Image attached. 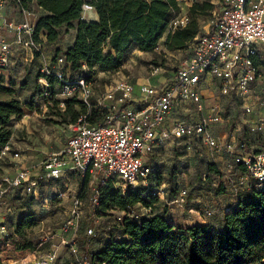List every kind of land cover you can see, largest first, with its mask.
I'll return each mask as SVG.
<instances>
[{
	"label": "rangeland",
	"instance_id": "obj_1",
	"mask_svg": "<svg viewBox=\"0 0 264 264\" xmlns=\"http://www.w3.org/2000/svg\"><path fill=\"white\" fill-rule=\"evenodd\" d=\"M203 1L208 4L205 13L192 16L189 14V7L183 4L184 0H180L182 10L179 14H189L190 20L194 18L197 33L200 34L214 28L223 7V0L200 2ZM12 48L14 50V47ZM57 50V46L48 45L38 50L11 51L13 56L11 55L8 65L0 69V100L16 99L23 108V115L13 117L8 124L11 137L6 145V155H0V176H12L17 168L38 165L47 154L61 151L71 134L69 125L72 123V114L66 107L60 87L57 84L53 87L47 86L40 71L46 67L57 68L55 58L61 54H57ZM184 56L183 52L166 50L161 41L152 52H131L128 61L118 72L95 73L91 100L103 104V93L119 79L129 80L135 86V92H139V85L143 83H149L156 91H160L162 85L172 78ZM151 64L159 67L157 73L151 74ZM60 67L69 77L82 75L79 71L68 69L65 64H60ZM256 91L255 94L260 95L257 97L264 96V83H258ZM202 95L204 105L216 106L223 118L222 122L213 127V133L219 141L222 140L227 124L232 125L240 120L252 122L256 115L263 113L262 109L255 108L254 114H247L240 101L221 96L216 84L205 87ZM134 96L135 94L132 97ZM184 107L185 110L174 111L175 117L186 121H194L199 117L200 111L195 105L187 104ZM74 108L79 109L78 106ZM104 110L107 114L116 113L107 107H104ZM244 125L246 124L242 126ZM245 136L248 137L249 147L257 151L264 150V133H251L248 130L237 133L239 139ZM14 152H17L18 156H13ZM152 154L153 168L158 172V179L155 181L161 183L160 186L168 197L160 199L151 207L135 205L132 210L136 217L132 215L131 209L125 211L126 216L131 218L140 219L158 214L180 226L211 224L217 228L222 215L230 210L239 194L246 190L250 183L255 182L241 173L229 156L200 143L196 137L173 138L172 135H167L163 145L156 147ZM208 163L215 164L219 173H208ZM95 185V179L73 168L70 158L65 156L62 176L57 180L42 179L38 185V190L43 198L47 197V202L43 199L40 202H32L28 195L21 191L2 195L0 222L5 223L6 231L0 233L1 263L33 264L40 255L54 252V264H86L81 261L78 247L73 251L63 244V240L73 239L76 246L80 240L89 249L97 250L102 246L101 243L112 237L120 239L118 224L125 215L117 209L106 213L97 211L92 201ZM220 186L224 187L225 193H216ZM182 190L187 192L184 201L173 202L174 198L180 197ZM76 199L80 200L76 227L63 230L62 227L68 220L70 208ZM29 214L36 220L34 226L25 228L22 237L16 236L13 233L15 222L19 217ZM88 228L93 230L91 235L86 233ZM25 240L32 242L35 250L20 260H15L14 242ZM257 264H264V259Z\"/></svg>",
	"mask_w": 264,
	"mask_h": 264
},
{
	"label": "built area",
	"instance_id": "obj_2",
	"mask_svg": "<svg viewBox=\"0 0 264 264\" xmlns=\"http://www.w3.org/2000/svg\"><path fill=\"white\" fill-rule=\"evenodd\" d=\"M9 1L0 0V17ZM12 1L25 15L22 22L9 25L17 34V43L24 48L38 50L39 44L31 38L35 22L27 18L31 13L22 6V0ZM88 10H93V6L83 4L82 19L83 13ZM188 21L189 17L181 14L171 20L170 26L173 29L181 28ZM185 50L184 60L160 91H156L149 83H143L139 85L140 98L136 99L132 97L135 86L127 79H119L103 93V104L91 100L93 81H87L84 77L69 79L64 74L60 67L64 58L59 56L54 75L61 83L60 92L66 98L77 97L87 112L69 125L71 134L61 151L47 154L36 166L16 169L12 176H0V197L21 187L37 202L41 199L47 202V197L43 198L38 185L42 179L49 181L60 178L64 157L68 156L73 168L96 180L92 201L97 209L101 185L112 182L121 191L129 187L149 186L152 153L156 147L163 145L167 135L173 138L196 137L200 143L229 156L234 165L242 164L246 177L257 182L264 181V150L257 151L249 147L247 136L237 138V133L246 130L264 133V96L257 97L260 95L255 94L258 83H264V0H223L221 14L214 28L196 34ZM11 51L10 43L0 39V68L8 65ZM150 69L151 74H155L159 67L151 64ZM40 71L44 75L51 74L48 67ZM214 84L221 96L240 101L247 114H254L255 108L263 110L252 122L240 120L232 125L227 124L221 141L215 137L212 126L222 122L223 118L216 106L204 105L202 95L205 87ZM187 104L195 105L200 111L196 120L186 121L173 116L175 110H185ZM93 106L107 107L116 113L107 114L100 122L91 124L86 115ZM166 122H169L168 125ZM7 150L8 147L4 146L0 155H6ZM13 156H18V153L14 152ZM153 193L159 199L166 198L162 186L153 187ZM186 195L187 192L182 190L180 197L172 201L182 203ZM79 205L80 200L76 199L63 230L76 227ZM128 209L136 217L132 208ZM128 209L121 213L126 216L125 211ZM5 231L6 225L1 221L0 233ZM86 233L91 235L92 228H88ZM63 244L73 251L77 249L73 239L63 240ZM39 257L33 264H54L56 261L54 252Z\"/></svg>",
	"mask_w": 264,
	"mask_h": 264
},
{
	"label": "trees",
	"instance_id": "obj_3",
	"mask_svg": "<svg viewBox=\"0 0 264 264\" xmlns=\"http://www.w3.org/2000/svg\"><path fill=\"white\" fill-rule=\"evenodd\" d=\"M31 0H22L25 8ZM45 14L37 18L34 24L32 40L39 44L40 33L47 42L60 37L61 27H75V38L69 47L59 56H63V64L72 71H79L87 81H93L97 71H119L133 49L152 52L162 43L169 51L185 52L188 43L198 32L195 19L190 15L205 13L207 2H194L189 6L188 23L181 28H171L170 22L179 14L177 0H36ZM93 6L98 19L87 21L81 18L83 4ZM40 46V44H39ZM61 52L57 50V54ZM5 67H1L3 69ZM63 70V69H62ZM51 74L42 77L47 86L53 87L61 83L55 77V69ZM64 74L69 79L67 73ZM75 77V78H77ZM46 92V91H45ZM67 109L71 112L70 121L87 112L77 97H64ZM78 106L79 109L74 107ZM23 115V108L16 99L0 100V153L10 140L8 128L13 117ZM104 108L93 106L86 115L89 123L94 124L105 118ZM148 176L149 186L127 188L121 191L112 182L99 187L97 211L106 213L133 208L140 204L151 207L160 199L153 193V187L160 186L158 172L153 168ZM235 167L245 172L242 164ZM208 173H219L213 163L206 166ZM207 175V174H206ZM11 191V190H10ZM9 195L21 191L28 195L30 201L37 202L31 194L25 193L21 187L12 189ZM217 194L225 193L220 186ZM165 197H168L166 194ZM166 199V198H165ZM32 215V214H31ZM29 215L18 218L13 233L23 236L25 228L34 226L36 220ZM120 239L110 238L101 243L97 250H91L84 242L78 243V254L86 264H257L264 259V181L252 182L241 192L230 210L221 217L215 228L211 224L180 226L166 220L162 215L153 214L140 219L124 216L118 224ZM35 250L32 242H14L15 260H20ZM0 264L1 260H0Z\"/></svg>",
	"mask_w": 264,
	"mask_h": 264
},
{
	"label": "crops",
	"instance_id": "obj_4",
	"mask_svg": "<svg viewBox=\"0 0 264 264\" xmlns=\"http://www.w3.org/2000/svg\"><path fill=\"white\" fill-rule=\"evenodd\" d=\"M88 1L89 0H85V2H88ZM177 1L180 6V10H182L180 0H177ZM200 1L201 0H184L183 4L189 7L191 6L192 3L200 2ZM25 9L31 13L29 16L27 15V18L31 19L33 22H35L39 16L45 14V11L40 6H38L36 0H31L30 2H28ZM83 17H84L83 19L87 21H96L98 19L97 14L94 10L85 11L83 13ZM24 19H25L24 13L21 12V9L17 6V4L14 1L11 0L6 3L2 11V15L0 17V39L7 40L10 43L12 52H17L18 49H27V48H24L20 43H17V40H16L17 34L9 26V25L18 24L22 22ZM75 33H76L75 27L65 28L63 26L61 27L60 37L53 42H47L45 35L43 33H40L39 48H45L48 45H55L57 46L58 49H60L62 53L63 51H65L67 47L72 45L74 38H75ZM21 37H26V36L22 35ZM18 46H20V48H17ZM12 47H14V50ZM134 51H138L139 53H142V51H139L137 49H133L132 52ZM11 55L13 56V54ZM99 72H102V71H99ZM134 94H135L134 98L136 99L140 98V94L138 91L136 92L134 91ZM173 116H175V112H173ZM168 123L169 122H166L167 125ZM213 127L215 128V125L212 126V129Z\"/></svg>",
	"mask_w": 264,
	"mask_h": 264
}]
</instances>
